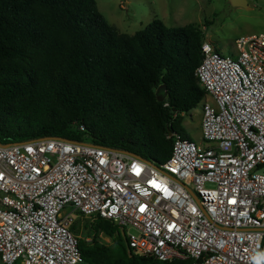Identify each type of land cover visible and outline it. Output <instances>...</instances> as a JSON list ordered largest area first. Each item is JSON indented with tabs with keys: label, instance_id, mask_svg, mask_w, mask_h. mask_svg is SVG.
Returning a JSON list of instances; mask_svg holds the SVG:
<instances>
[{
	"label": "built area",
	"instance_id": "2783aa9c",
	"mask_svg": "<svg viewBox=\"0 0 264 264\" xmlns=\"http://www.w3.org/2000/svg\"><path fill=\"white\" fill-rule=\"evenodd\" d=\"M235 49L203 43L202 143L170 134L159 167L61 138L0 144L1 262L82 264L80 215L157 262L264 264V33Z\"/></svg>",
	"mask_w": 264,
	"mask_h": 264
},
{
	"label": "trees",
	"instance_id": "16d2710c",
	"mask_svg": "<svg viewBox=\"0 0 264 264\" xmlns=\"http://www.w3.org/2000/svg\"><path fill=\"white\" fill-rule=\"evenodd\" d=\"M203 43L194 25L158 19L123 34L96 0H0V144L61 138L159 167L170 134L190 139L184 116L205 98ZM96 230L114 247L78 240L82 264H174L132 254L110 221L98 218Z\"/></svg>",
	"mask_w": 264,
	"mask_h": 264
},
{
	"label": "rangeland",
	"instance_id": "374dc122",
	"mask_svg": "<svg viewBox=\"0 0 264 264\" xmlns=\"http://www.w3.org/2000/svg\"><path fill=\"white\" fill-rule=\"evenodd\" d=\"M248 8L233 6L229 0H96L99 11L121 33L134 35L152 21L161 20L167 27L194 25L223 56L237 57L235 41L240 37L264 33V0H245ZM202 105L184 116V129L191 141L202 143ZM76 217L72 231L77 240L114 247L112 239L96 227V221ZM93 225L92 227L90 226ZM86 226V228H85ZM0 264H3L0 260Z\"/></svg>",
	"mask_w": 264,
	"mask_h": 264
},
{
	"label": "water",
	"instance_id": "95a60500",
	"mask_svg": "<svg viewBox=\"0 0 264 264\" xmlns=\"http://www.w3.org/2000/svg\"><path fill=\"white\" fill-rule=\"evenodd\" d=\"M230 1V3L233 5V6H238V7H245V8H248V6H247V2L245 1V0H229ZM163 88H165V86H162L161 88H160V90L161 89H163ZM159 90V91H160ZM159 93V92H158ZM165 100V96L164 97H161V96H158V101L159 102H163Z\"/></svg>",
	"mask_w": 264,
	"mask_h": 264
}]
</instances>
